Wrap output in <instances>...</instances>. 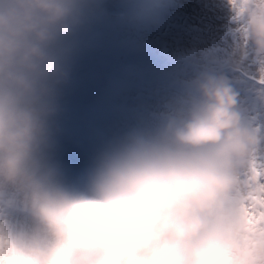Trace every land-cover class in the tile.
Returning a JSON list of instances; mask_svg holds the SVG:
<instances>
[{
  "label": "clouds",
  "instance_id": "1",
  "mask_svg": "<svg viewBox=\"0 0 264 264\" xmlns=\"http://www.w3.org/2000/svg\"><path fill=\"white\" fill-rule=\"evenodd\" d=\"M159 18L165 0H124ZM102 0H0V264H264V130L228 76L202 70L153 123L105 141L69 178L63 89ZM232 71L264 97V0H228Z\"/></svg>",
  "mask_w": 264,
  "mask_h": 264
},
{
  "label": "rangeland",
  "instance_id": "2",
  "mask_svg": "<svg viewBox=\"0 0 264 264\" xmlns=\"http://www.w3.org/2000/svg\"><path fill=\"white\" fill-rule=\"evenodd\" d=\"M100 8L78 38L70 82L63 89L58 158L69 178L81 173L111 137L155 122L202 70L228 76L245 118L264 130V97L255 72L232 71L238 34L228 0H165L159 18L148 23L130 20L124 0H102ZM117 41L125 42L123 49ZM133 45L144 51L131 53ZM146 50L156 56L153 63L158 61L146 72L157 86L138 77V60L143 62Z\"/></svg>",
  "mask_w": 264,
  "mask_h": 264
},
{
  "label": "trees",
  "instance_id": "3",
  "mask_svg": "<svg viewBox=\"0 0 264 264\" xmlns=\"http://www.w3.org/2000/svg\"><path fill=\"white\" fill-rule=\"evenodd\" d=\"M128 43V42H127ZM123 47H124V45H123ZM123 47H122V49H123ZM132 50H134V51H136V52H143L144 50H142V49H140V46H136V45H133V46H129ZM125 48H127V45L125 46ZM144 54H146L145 56H144V59H146L145 60V63H143L142 64V70H140V72H141V75H142V73H143V75H144V77H142L141 76V78L143 79L142 81H145V82H157V81H155V79H151V78H149V76L150 75H147V71L148 70H150L151 68H153L157 63H158V61H156V63H153L152 62V59H154V58H156V56H154V55H152V54H150L149 53V51H147L146 50V52L144 53ZM150 54V55H149ZM165 65H161V67L163 68ZM227 71H229V70H225L224 72H226L227 73ZM219 72V71H218ZM154 76L155 75H153V77L152 78H154ZM235 76V75H234Z\"/></svg>",
  "mask_w": 264,
  "mask_h": 264
},
{
  "label": "snow or ice",
  "instance_id": "4",
  "mask_svg": "<svg viewBox=\"0 0 264 264\" xmlns=\"http://www.w3.org/2000/svg\"><path fill=\"white\" fill-rule=\"evenodd\" d=\"M259 159L261 163L259 165L256 164V160ZM261 169L260 171L257 168ZM249 180H255L259 183H264V155H259L253 162L250 172H249Z\"/></svg>",
  "mask_w": 264,
  "mask_h": 264
},
{
  "label": "bare ground",
  "instance_id": "5",
  "mask_svg": "<svg viewBox=\"0 0 264 264\" xmlns=\"http://www.w3.org/2000/svg\"><path fill=\"white\" fill-rule=\"evenodd\" d=\"M77 174H79V173H77Z\"/></svg>",
  "mask_w": 264,
  "mask_h": 264
}]
</instances>
